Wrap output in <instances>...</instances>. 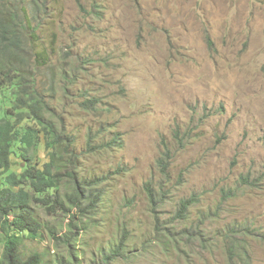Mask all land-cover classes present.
Here are the masks:
<instances>
[{
    "label": "rangeland",
    "instance_id": "obj_1",
    "mask_svg": "<svg viewBox=\"0 0 264 264\" xmlns=\"http://www.w3.org/2000/svg\"><path fill=\"white\" fill-rule=\"evenodd\" d=\"M4 1L36 15L22 38L48 56L30 60L57 131L74 141L73 165L59 150L36 159H56L61 193L74 187L71 171L101 196L76 228L32 204L42 238H24L21 254L41 264H264V0Z\"/></svg>",
    "mask_w": 264,
    "mask_h": 264
},
{
    "label": "trees",
    "instance_id": "obj_2",
    "mask_svg": "<svg viewBox=\"0 0 264 264\" xmlns=\"http://www.w3.org/2000/svg\"><path fill=\"white\" fill-rule=\"evenodd\" d=\"M31 1L33 7L39 8V0ZM43 6H46L45 2ZM33 19H37L36 15L26 8L19 9L0 0V264L42 263L39 253L33 252L25 257L20 251L24 238H42L44 226L32 204L50 213L62 212L69 217V226L76 228L78 212L86 206L93 209L97 206L95 201L101 198L87 193L88 188L81 181L77 183L71 171L65 174L74 187L61 193L63 176L56 168V159L52 157L42 162L36 159L35 150L51 149L53 153L59 150L68 154L63 167L75 163L74 158H69V146L74 141L57 131L49 104L44 100L46 90L39 85L40 73L35 71L30 60L31 54L36 53L37 62L47 64L48 56L27 47V41L22 38V30L28 29ZM119 143L117 134L107 148ZM242 181L248 182L247 177ZM149 189L147 186L145 190L149 192L150 201L154 202ZM194 200H181L178 215H183ZM73 235L71 232L66 241H70ZM124 236L114 252L124 245Z\"/></svg>",
    "mask_w": 264,
    "mask_h": 264
}]
</instances>
